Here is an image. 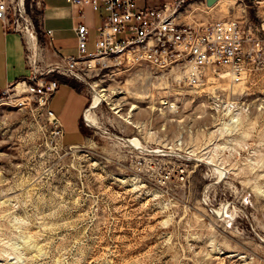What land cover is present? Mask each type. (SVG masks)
<instances>
[{
  "label": "rangeland",
  "instance_id": "374dc122",
  "mask_svg": "<svg viewBox=\"0 0 264 264\" xmlns=\"http://www.w3.org/2000/svg\"><path fill=\"white\" fill-rule=\"evenodd\" d=\"M28 5L41 45L42 6ZM186 15L256 31L264 0ZM114 65L83 82L53 75L64 138L36 106L0 111V264H264V64L242 84L208 70L197 89ZM83 107L80 137L68 124Z\"/></svg>",
  "mask_w": 264,
  "mask_h": 264
},
{
  "label": "built area",
  "instance_id": "2783aa9c",
  "mask_svg": "<svg viewBox=\"0 0 264 264\" xmlns=\"http://www.w3.org/2000/svg\"><path fill=\"white\" fill-rule=\"evenodd\" d=\"M44 0H29V7L41 5ZM78 10L93 12L103 9L106 16L98 28L93 51H88L89 29L84 23L73 29L76 55L62 58L47 66L34 23L25 14L24 0H0V22L6 31L20 34L24 43L26 77L7 84L0 90V111L21 110L36 106L62 136L61 124L49 109L50 100L59 88L56 74L65 79L83 82L91 75L98 76L113 61L114 66L136 68L148 74H160L172 84L197 89L207 83L208 70L226 69L232 84L244 82L246 69L251 64H264V20L256 31L245 32L237 22H210L189 25L177 23V17L187 14L192 5H203L204 0H156V5L139 6L138 0H64ZM41 9V10H42ZM25 17V19H24ZM21 19V20H20ZM23 21V22H22ZM40 15V33L43 44L52 40V30H46ZM160 108L173 112L177 104L165 97Z\"/></svg>",
  "mask_w": 264,
  "mask_h": 264
},
{
  "label": "crops",
  "instance_id": "0c3cea01",
  "mask_svg": "<svg viewBox=\"0 0 264 264\" xmlns=\"http://www.w3.org/2000/svg\"><path fill=\"white\" fill-rule=\"evenodd\" d=\"M138 3L141 7L145 6L146 3L156 5L159 2L156 0H138ZM194 6L199 7L197 3L192 5V7ZM81 12H83L82 21L78 19V10L67 5L64 0L43 1V9L41 10L43 26L44 29L52 30L53 33L50 45L42 44L43 53L46 55V62H59L62 58L76 55V39L73 34V29L79 23H84L89 29V35L93 34L96 38L97 30L101 26L102 18L106 16V12L103 9L93 12L88 6L82 8ZM188 18V15L181 14L178 15L176 22L189 25L197 24L196 21H190ZM23 53L24 43L20 34L6 31L0 22V90L5 89L7 84H11L28 75ZM70 91L72 94H76L71 87ZM76 96L82 99L81 96L77 94ZM83 112L84 107L77 112L75 111L73 118L68 124V129L80 137H82V133L79 131V121ZM59 120L64 138L65 125L62 118H59Z\"/></svg>",
  "mask_w": 264,
  "mask_h": 264
},
{
  "label": "bare ground",
  "instance_id": "6f19581e",
  "mask_svg": "<svg viewBox=\"0 0 264 264\" xmlns=\"http://www.w3.org/2000/svg\"><path fill=\"white\" fill-rule=\"evenodd\" d=\"M94 93V98H93V105L91 106V109H92V107L94 108V107H96V106H98V103H100L101 101H103V99H105V98H107V95L105 94L106 93V90H101V91H99V92H93ZM142 94H144V95H146V96H144V98H146V99H149L148 98V96H147V92H145V91H142ZM143 98V97H142ZM135 108V107H134ZM117 109V108H116ZM116 109H113V110H116ZM94 110V109H93ZM119 112V109L117 110V112L115 113V114H117ZM129 116L130 115H128V114H124V115H122V116H119L120 117V119H122L125 123H127V124H129L130 122H129ZM93 113H92V111H90V112H87V113H85V123H87V124H91L93 121ZM94 123V122H93Z\"/></svg>",
  "mask_w": 264,
  "mask_h": 264
},
{
  "label": "water",
  "instance_id": "95a60500",
  "mask_svg": "<svg viewBox=\"0 0 264 264\" xmlns=\"http://www.w3.org/2000/svg\"><path fill=\"white\" fill-rule=\"evenodd\" d=\"M204 1L207 8L214 6L218 2V0H204Z\"/></svg>",
  "mask_w": 264,
  "mask_h": 264
},
{
  "label": "trees",
  "instance_id": "16d2710c",
  "mask_svg": "<svg viewBox=\"0 0 264 264\" xmlns=\"http://www.w3.org/2000/svg\"><path fill=\"white\" fill-rule=\"evenodd\" d=\"M51 78H53V75H52V77ZM54 79H56V78H54ZM57 81H58V83L60 84V82H59V80L58 79H56Z\"/></svg>",
  "mask_w": 264,
  "mask_h": 264
}]
</instances>
